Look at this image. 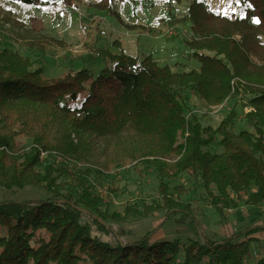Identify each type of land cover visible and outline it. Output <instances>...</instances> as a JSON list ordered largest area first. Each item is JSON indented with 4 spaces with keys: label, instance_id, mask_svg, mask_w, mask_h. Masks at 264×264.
Wrapping results in <instances>:
<instances>
[{
    "label": "trees",
    "instance_id": "1",
    "mask_svg": "<svg viewBox=\"0 0 264 264\" xmlns=\"http://www.w3.org/2000/svg\"><path fill=\"white\" fill-rule=\"evenodd\" d=\"M2 1L57 10L49 0ZM113 2L62 0L60 11L87 4L113 12ZM239 6L243 16L231 17L189 0L178 22L189 24L185 44L198 69L175 71L152 55L122 52L109 55L98 73L82 68L47 78L30 59L0 50V188L31 186L49 195L0 202V264H248L250 236L261 227L221 240L191 238L183 246L153 237L157 228L136 239L125 228L129 220L157 212L165 220L172 212L191 216V207L172 196L165 182L184 173L199 180L222 216L264 202V0H239ZM57 42L42 38L23 46L43 50ZM86 91L82 103L73 105ZM188 93L208 108L247 98L252 131L234 130V111L216 127L202 126L185 113ZM216 137L222 151L212 153ZM170 156L173 162L162 161ZM135 161L156 168L159 201L128 206L122 215L111 213L110 205L103 209L90 177ZM255 264H264V257Z\"/></svg>",
    "mask_w": 264,
    "mask_h": 264
},
{
    "label": "rangeland",
    "instance_id": "2",
    "mask_svg": "<svg viewBox=\"0 0 264 264\" xmlns=\"http://www.w3.org/2000/svg\"><path fill=\"white\" fill-rule=\"evenodd\" d=\"M49 1L57 7L56 11L0 0V50L9 49L30 59L35 67L42 68L43 75L47 78L61 77L82 68L98 73L104 68L109 55H119L122 52L138 58L152 55L161 65L172 66L175 71L180 72L198 69L200 66L197 60L189 57L190 49L185 44L189 38V24L178 22L185 15L189 0H114L113 12L98 10L87 4L63 8L61 12L62 0ZM200 1L209 5L215 13L231 17L243 16L239 0ZM129 25L138 27L133 29ZM42 38L58 42L43 50L23 46L25 41L33 42ZM86 94L87 91L72 104L79 106ZM187 96L185 113L187 117L194 114L202 126L216 127L234 111V130L252 131L245 118V111L249 109L244 107L247 98L229 99L219 107L208 108L194 94L188 93ZM219 141L216 137L208 150L212 153L221 152ZM18 142L26 147L32 144L28 139H20ZM174 159L175 157L170 156L162 161L171 163ZM76 167L83 169L88 165L78 164ZM105 174L107 175L92 174L89 183L94 195L102 198L103 209L110 205L111 213L122 215L128 206H150L160 199V179L153 166L135 161ZM165 182L172 196L191 207V216L172 212L169 214L170 219L165 220V213L157 212L146 219H131L125 223V228L133 233V238H140L157 228L153 237L177 239L183 246L191 238L200 241L204 238L221 240L225 227L238 232L253 222L264 223V202L258 209L249 207L254 208L250 210L254 215L251 224L244 221L241 225L232 224L237 221L233 214L235 210H225L226 218L215 211L199 180L184 173L177 177H167ZM212 192L217 194L215 189ZM48 197L45 191L31 186L12 190L0 188V202L41 201ZM241 207L246 208L244 205ZM98 235L105 240L109 238L104 233ZM254 242L256 241L251 242L252 245L250 243L252 257L248 264H255L256 260L264 257V237L259 244Z\"/></svg>",
    "mask_w": 264,
    "mask_h": 264
},
{
    "label": "crops",
    "instance_id": "3",
    "mask_svg": "<svg viewBox=\"0 0 264 264\" xmlns=\"http://www.w3.org/2000/svg\"><path fill=\"white\" fill-rule=\"evenodd\" d=\"M240 209H238V210L234 209L235 210V213H233L234 214V217L237 218V221L239 219L240 222L233 221L232 224L233 223H235V224L238 223V224L241 225V222L242 221H244L246 224H249V223L251 224V222L253 221L252 219H254V215H253V213L250 212V210H253L254 208H249L248 206H246V208L241 207ZM255 209H258V207L255 208ZM225 216L226 215H225V211H224L223 217L226 218ZM250 227H261V229H259L258 232L254 233L252 236H250V237H253L254 238V241H256V242H254L255 244H259L260 239L264 237V223H262V222L261 223H254L253 222L252 225L244 228L243 230H245L247 228H250ZM243 230H239L238 232L243 231ZM235 231L236 230H232V229L230 230L228 227H225L224 231H222V233H221L222 234V237H223L222 239L227 238V237L233 235L234 233H238V232H235ZM252 244L253 243H251V245ZM251 245H250V247H251ZM257 257L259 258L260 256H257Z\"/></svg>",
    "mask_w": 264,
    "mask_h": 264
},
{
    "label": "built area",
    "instance_id": "4",
    "mask_svg": "<svg viewBox=\"0 0 264 264\" xmlns=\"http://www.w3.org/2000/svg\"><path fill=\"white\" fill-rule=\"evenodd\" d=\"M251 109H246L245 113H248ZM45 154H42V157H44ZM58 161H62V159L60 157H57ZM230 211V210H228Z\"/></svg>",
    "mask_w": 264,
    "mask_h": 264
},
{
    "label": "water",
    "instance_id": "5",
    "mask_svg": "<svg viewBox=\"0 0 264 264\" xmlns=\"http://www.w3.org/2000/svg\"><path fill=\"white\" fill-rule=\"evenodd\" d=\"M100 223H102V222L100 221Z\"/></svg>",
    "mask_w": 264,
    "mask_h": 264
}]
</instances>
